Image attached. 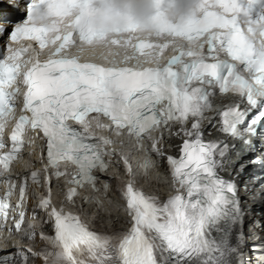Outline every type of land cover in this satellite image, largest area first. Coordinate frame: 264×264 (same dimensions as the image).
Here are the masks:
<instances>
[{"label":"snow or ice","instance_id":"snow-or-ice-1","mask_svg":"<svg viewBox=\"0 0 264 264\" xmlns=\"http://www.w3.org/2000/svg\"><path fill=\"white\" fill-rule=\"evenodd\" d=\"M8 11L23 16L16 20ZM0 44V232L18 188L9 235L23 231L31 242L44 225L52 233H39L37 251L15 248L0 255V264H13L14 256L21 264L29 256L42 264H230L233 256L243 258L250 209L241 207L236 179L220 175L235 145L205 139V132L215 128L245 150H256L257 137L264 144V0H0ZM166 134L183 136L178 157L165 155ZM127 144L143 157L125 153ZM37 147L43 166L11 175L24 149L32 156ZM113 157L129 177L127 183L115 177L118 205L106 196L113 177L96 175ZM160 160L171 178L166 199L137 182L151 180ZM249 163L259 172L248 182L264 189V159ZM61 164L73 171H60ZM244 170L241 164L238 174ZM66 175V194L54 202L53 181ZM98 180L103 193L81 197L78 205L79 189L99 193ZM29 181L41 189L36 206L45 219L23 229ZM84 204L102 214L122 209L129 227L93 231ZM250 227L264 226L253 221ZM252 251L264 264V244Z\"/></svg>","mask_w":264,"mask_h":264},{"label":"bare ground","instance_id":"bare-ground-1","mask_svg":"<svg viewBox=\"0 0 264 264\" xmlns=\"http://www.w3.org/2000/svg\"><path fill=\"white\" fill-rule=\"evenodd\" d=\"M100 178H104V176L99 175ZM152 181V180H151ZM156 183V184H155ZM153 186H156L157 189H160L161 186H159L158 180L156 182H151ZM240 198L243 200V202L250 204L251 210L248 213V215H252L254 217H257L261 223H264V192L261 194L260 198H258L257 201H254L253 195H246L243 196L240 194ZM89 208H92L90 206ZM91 214L93 217H95L97 220L96 222L98 224L103 223H110L112 225L116 224L119 221V216L117 212L113 210H106L103 214L101 211L97 208H92ZM248 219L247 217L244 218V223H247ZM244 235L246 236L245 239H248V237H254L256 235H259L261 237H264V227L261 229L254 228L253 230H246L244 231Z\"/></svg>","mask_w":264,"mask_h":264}]
</instances>
